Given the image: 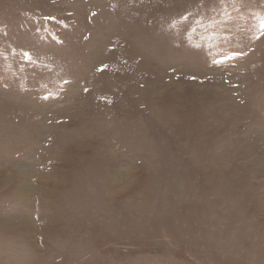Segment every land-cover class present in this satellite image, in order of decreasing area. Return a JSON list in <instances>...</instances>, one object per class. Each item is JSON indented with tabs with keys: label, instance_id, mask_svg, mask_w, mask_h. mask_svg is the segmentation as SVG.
Returning <instances> with one entry per match:
<instances>
[{
	"label": "rangeland",
	"instance_id": "1",
	"mask_svg": "<svg viewBox=\"0 0 264 264\" xmlns=\"http://www.w3.org/2000/svg\"><path fill=\"white\" fill-rule=\"evenodd\" d=\"M0 264H264V0H0Z\"/></svg>",
	"mask_w": 264,
	"mask_h": 264
}]
</instances>
